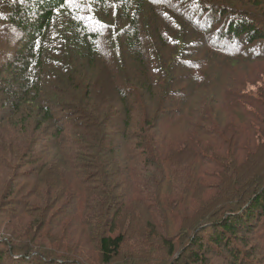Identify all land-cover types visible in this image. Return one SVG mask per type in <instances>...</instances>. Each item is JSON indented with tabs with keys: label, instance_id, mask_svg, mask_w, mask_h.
I'll return each instance as SVG.
<instances>
[{
	"label": "trees",
	"instance_id": "1",
	"mask_svg": "<svg viewBox=\"0 0 264 264\" xmlns=\"http://www.w3.org/2000/svg\"><path fill=\"white\" fill-rule=\"evenodd\" d=\"M1 172L0 264H94L39 244L61 206L100 264H137L151 213L186 264H252L227 236L264 220V0H0Z\"/></svg>",
	"mask_w": 264,
	"mask_h": 264
},
{
	"label": "rangeland",
	"instance_id": "2",
	"mask_svg": "<svg viewBox=\"0 0 264 264\" xmlns=\"http://www.w3.org/2000/svg\"><path fill=\"white\" fill-rule=\"evenodd\" d=\"M258 87V86H256ZM251 112V111H250ZM9 131V130H8ZM160 133V131H159ZM35 136V134H34ZM244 145V143H243ZM6 155L9 157L11 154H9L8 150L6 152ZM5 180V183H4ZM213 183V180H211ZM10 184V185H9ZM20 183H16L13 185V187L17 186L16 189L19 188ZM11 186V181L8 183L6 180V176L0 173V197L1 193L7 189L9 190V187ZM18 195L19 197L23 195V189L20 187L17 191L14 188V195ZM187 196V195H186ZM182 199H186L189 201L188 196ZM12 197V196H11ZM10 198V196H9ZM7 197V199H9ZM13 199V197H12ZM181 199V200H182ZM18 204H15L14 208L12 211L16 212V206L21 205L20 202L21 200H18ZM10 202V201H9ZM5 202V204L9 203ZM2 203V202H0ZM12 203V202H11ZM14 203V202H13ZM5 205L0 204V208L2 209ZM192 207V206H191ZM191 207H189L186 211L190 212ZM63 207L58 211L54 212V215L52 216V213L47 214V218L50 217V225H58L59 223L56 221V219H60L63 217V215H59V211L62 210ZM8 210V209H7ZM11 210V208H9ZM20 210V208H19ZM133 210H138L139 214L141 215V218L143 219L144 216H146L142 211L137 209L136 207L133 208ZM22 210L18 211L20 213ZM12 213V212H10ZM17 213V214H18ZM153 218L148 220L144 219V227H139V226H132L131 228V240H135L136 242L132 244V247L126 246L125 252L126 253H132L138 256L139 260H135L134 263L137 264H146L151 262L152 264H186L189 259V254L191 251L193 244V241L190 239V235L183 233L184 228L182 227H160V222L156 220L154 217L157 216L156 213L152 214ZM253 216L259 217V211H255L253 213ZM10 216L7 214H4L3 219V224L7 225L6 229H11V230H21L23 231V228L25 227H16L14 223H11L10 225L7 223V221L10 219ZM65 217V216H64ZM160 217V216H157ZM66 219H68L66 217ZM254 219V220H255ZM63 220V219H62ZM28 221V218L25 219L24 223ZM36 221V219L34 220ZM72 223H67V227H59V226H54V227H46V230L50 232V235L56 236L57 240L54 242L56 243V248H51L50 245L51 243L49 242L50 239L44 240L41 243L39 242L40 245L46 244L45 247H43L45 252H51L52 250L62 253L63 251H69L71 253L76 252V247H81L83 248V243L80 241H85L89 242L90 240V247L85 246V255L87 257H90L91 259L94 260V264H100L97 258H95L96 251L94 250V245L95 241L91 240L89 238L88 232L82 228L79 227L75 221H71ZM23 223V224H24ZM27 223L25 224V226ZM4 228V227H3ZM5 229V230H6ZM84 230L85 233L81 234L80 230ZM140 233L141 236H139L137 233ZM37 233H39L41 238H43L46 234L43 229V227H37ZM244 235L243 238L241 235H237V239H233L234 237L227 236V239H231L229 242L233 247H236L242 255L247 254V256H250V260H252V264H264V220L261 221L260 227L254 232V233H239ZM5 233L2 234L1 239L5 238ZM65 235V236H63ZM29 237L31 239H34V236L32 233L29 234ZM81 237V239H79ZM89 240H88V239ZM242 238V239H241ZM6 239V238H5ZM130 241V240H129ZM128 241V243H129ZM170 242L171 244H174L175 250L173 251L172 256H169V253L167 251V245L166 242ZM141 242V245L139 247H143L142 250H138V248H133L134 245L138 244ZM206 244V241H203V245ZM242 246V247H241ZM255 252V253H254ZM124 254V253H122ZM203 258H205V264H232L233 262L231 261V258L228 259L229 254L226 252H216L214 248H212V251H209L206 253H203L201 255ZM254 256V257H252ZM249 260V257L247 258ZM4 262L6 260H3ZM121 264H130L131 263V258L128 260H122L119 261Z\"/></svg>",
	"mask_w": 264,
	"mask_h": 264
}]
</instances>
